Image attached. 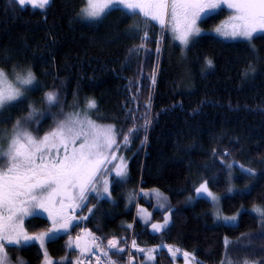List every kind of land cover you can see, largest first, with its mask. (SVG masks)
<instances>
[{
  "label": "trees",
  "instance_id": "1",
  "mask_svg": "<svg viewBox=\"0 0 264 264\" xmlns=\"http://www.w3.org/2000/svg\"><path fill=\"white\" fill-rule=\"evenodd\" d=\"M85 6L86 0H51L39 9L0 0V69L9 76L31 70L36 77L25 98L4 110L9 124L28 114L29 105L49 113L43 98L55 91L63 111L94 99L91 117L122 133L117 144L127 177L115 182L112 176L110 199L90 198L80 214L85 217L88 208L92 213L69 234L46 242L47 254L55 264H72L77 253L68 249L67 240L83 227L101 237L104 248L118 242L124 251L107 257L116 264H126L131 236L135 246L129 255L135 264L144 262L137 251L150 247L160 248L155 264H171L169 247L202 264H221L226 241L239 242L227 248L234 264H264V226L251 211L264 208V34L251 44L203 34L183 49L167 31L158 34L157 25L146 28L140 16L129 18L120 10L98 21L82 19L78 14ZM226 14L221 9L201 25L212 28ZM133 25L140 28L135 36L129 34ZM145 31L149 39L136 51ZM52 122L42 121L33 134L53 128ZM124 136L129 143H123ZM205 181L220 195L222 213L239 212L235 225L218 221L205 198L187 203ZM139 189H157L168 197L170 224L159 233H151L135 213L138 203L149 206L153 220L163 214L145 200L151 198L138 195ZM48 226L39 215L24 221L29 234ZM6 251L25 264L43 260L37 243Z\"/></svg>",
  "mask_w": 264,
  "mask_h": 264
},
{
  "label": "snow or ice",
  "instance_id": "2",
  "mask_svg": "<svg viewBox=\"0 0 264 264\" xmlns=\"http://www.w3.org/2000/svg\"><path fill=\"white\" fill-rule=\"evenodd\" d=\"M15 2L20 6L37 5V0ZM50 3L51 0H38L37 6L39 9H46ZM222 8L231 10L233 14L227 23L212 30L214 36L243 40L251 44L256 33L264 32V0H86V6L78 15L82 19L98 21L106 18L112 10H120L122 15L129 18L140 16L146 28L158 25L162 32L170 34L171 39L178 40L187 47L193 39L204 34L198 22H205L217 15ZM139 31V25H133L129 34L135 36ZM139 38L142 43L136 46V51L144 48L143 42L149 39L148 32L145 31ZM211 63L209 60L208 65L211 66ZM35 83L36 77L31 70L26 75L15 73V81H12L0 69V114L6 107H11L12 102L25 98V92ZM43 99L49 109L59 107L60 115L64 116V119L57 120L53 115L54 127L50 131L43 136L33 134L30 129L35 125L38 133L46 113L29 105L28 114L15 121L11 132L0 134V264H11L6 251L9 247L18 249L39 242V246L44 248L46 242L57 239L62 234H69L70 229L79 227V222L87 219L71 215V212L87 208L90 198L99 201L110 199L111 196L108 179L100 180V176L104 172L112 173V168L105 166L117 159L111 154V150L118 146L117 136L122 133L113 125L99 126L89 118V113L97 109L94 99H88L80 111L68 114L63 112L62 101L57 92L49 91ZM47 114L52 115L50 112ZM123 143H129L128 136L123 137ZM109 154L112 155L111 160ZM119 159L121 163L114 165L115 182H123L127 177L124 158ZM243 171L255 175L252 169ZM195 192L198 197L210 198L212 203L218 199L209 190L206 181ZM158 207L163 209L164 205ZM88 211L92 213L93 209L88 208ZM252 211L264 225V208L255 207ZM43 213H47L51 226L45 232L30 235L24 228V220ZM237 218V215L220 216L217 213V219L225 222H235ZM169 224L170 217L165 216L162 224L152 223L151 228L154 232H160ZM97 239L92 237V247L95 249L100 248V244L96 243ZM232 243L239 242L226 241L225 259L221 264H234L227 258V248ZM67 246L73 247V242L69 240ZM75 247H81L79 236ZM85 251L91 249L85 245L81 248V254ZM123 251L118 247V242L110 241L106 250L102 251V256H96V260L99 262L102 257L107 258L109 252L118 254ZM184 257L195 259L187 252ZM20 264L24 262L20 261ZM47 264L51 262L48 261ZM107 264L115 262L109 258ZM196 264L202 262L196 261ZM242 264L250 262L244 260Z\"/></svg>",
  "mask_w": 264,
  "mask_h": 264
},
{
  "label": "rangeland",
  "instance_id": "3",
  "mask_svg": "<svg viewBox=\"0 0 264 264\" xmlns=\"http://www.w3.org/2000/svg\"><path fill=\"white\" fill-rule=\"evenodd\" d=\"M32 5V4H31ZM37 5H38V0H37ZM37 5H32V6H37ZM222 9H224L226 12H227V14L218 22V24L217 25H215L214 27H212V28H205V27H203L202 25H201V22H198V26L203 30V33L204 34H212V30L214 29V28H216L217 26H220L221 24H224V23H227L228 22V20H229V17L233 14L232 13V11L231 10H227L226 8H222ZM157 27H158V34H159V32H161V35H163V32H165V31H163L162 32V30H161V28L157 25ZM259 34H264V32H258V33H256L254 36H256V35H259ZM213 35V34H212ZM218 37V36H217ZM220 38V37H219ZM221 39H223V38H221ZM194 40V39H193ZM192 40V41H193ZM223 40H226V41H243V40H231V39H223ZM172 41L174 42V43H176V44H178V45H180L183 49H185L186 47H184L183 45H181L180 44V42L178 41V40H173L172 39ZM191 41V42H192ZM190 42V43H191ZM188 47V46H187ZM27 73V72H26ZM26 73H20L21 75H26ZM8 78L10 79V80H12V81H15V74L14 75H12V76H9L8 75ZM86 105V104H85ZM85 105H83L82 107H79V108H76L75 110H71V111H63L65 114H68V113H71V112H75V111H80L81 109H83L84 107H85ZM47 106V105H46ZM48 106H47V111H48ZM60 111H61V109H59L58 111H54L53 112V114L52 115H48L47 114V112H45L46 114H45V116H44V118H43V120L42 121H45V120H49V121H52L53 120V115L56 117V119L57 120H62V119H64V116H61L60 115ZM49 112H50V109H49ZM4 113H5V111L2 113V114H0V134H7V133H9V132H11V130H12V127H13V125L15 124V121L17 120H14L11 124H9V122H10V120H9V117L8 116H4ZM27 115V114H26ZM25 115V116H26ZM89 118L91 119V120H93V121H95V123L97 124V125H99V126H108V125H105V124H101V123H98L95 119H93L92 117H91V115L89 114ZM8 124V125H7ZM52 124H53V122H52ZM41 125V124H40ZM52 129V128H51ZM51 129H49L48 131H50ZM30 130H32V131H35V125H33L32 126V128L30 129ZM48 131H46V132H44L43 134H41V135H39V136H43L44 134H46ZM35 135V134H34ZM118 145V144H117ZM5 147H6V144L4 145ZM78 146V145H77ZM118 147H119V145L118 146H114L113 147V149L111 150V154H114L116 157H117V159H115V160H113L112 161V163L111 164H109V165H106L105 167L106 168H112V173L110 174V173H108V172H104L101 176H100V180H103V179H108V181H109V184L111 183V177L112 176H114V171H115V168H114V165H119L120 163H121V160L119 159L120 157H123L124 158V163H125V155H124V153H121L120 151H119V149H118ZM111 154H109V159L111 160L112 159V155ZM99 186V185H98ZM200 186V185H199ZM198 186V187H199ZM210 190V189H209ZM218 199H217V201L215 202V203H212V202H210L211 204H212V210H213V212L215 213V215H216V218H217V213H219V215L220 216H233V215H237V217H238V213L239 212H236V213H234V214H231V215H226V214H224V213H222V211H221V206H220V195H218L217 193H215V192H213L212 190H210ZM142 195V196H144V197H149V198H151L150 200H147V199H145L146 201H148V203L149 202H153V203H151V205H153V209L154 210H157V211H160V212H163V214H162V219L161 220H156V222L158 223V224H162L163 223V221H164V217L165 216H169L170 217V214H169V212H165V210H166V207H167V205H168V197H166L165 196V194L164 193H162L160 190H157V189H151V190H146V189H143L142 191H140V189L138 190V195ZM191 198V199H190ZM188 200H187V203H192L195 199H197V198H199L197 195H196V192L194 193V195L192 196V197H190ZM202 198H204V197H202ZM205 199H207L208 201H210V198H205ZM161 204H163L164 205V208L163 209H161V208H159L158 207V205H161ZM255 207H257V206H254L253 208H255ZM253 208H251V211L253 210ZM145 210V211H144ZM136 211L138 212V217H139V219L141 220V221H143L144 222V214L145 213H147V212H150V214L152 215V212L149 210V206H147V205H145V204H136ZM147 211V212H146ZM81 210L80 209H77V210H75L74 212H71L70 214L71 215H76V216H81ZM88 214H89V212H88ZM88 214L85 216V217H87L88 216ZM256 214V213H255ZM257 215V214H256ZM39 216H42V217H45V218H47V213H43L42 215H39ZM27 219V218H26ZM25 219V220H26ZM24 220V221H25ZM218 221H220V222H222V223H225V224H228V225H235L236 223H237V221H238V218H237V221H235V222H225L223 219H218ZM147 222V221H146ZM24 223V222H23ZM79 223H81V221L79 222ZM51 226V221L49 220V226H48V228ZM264 226V225H263ZM47 228V229H48ZM46 229V230H47ZM46 230H44V231H41V232H38V233H34V234H30V235H35V234H39V233H42V232H45ZM72 229H70L69 230V233H70V231H71ZM89 233L91 234V235H89ZM77 236H79L80 237V245H81V247L80 248H76L75 247V242H76V238H77ZM94 236V234L89 230V229H86V228H83V227H81V228H78L75 232H73L72 234H70L69 235V237H68V240H67V245H68V241L69 240H71L72 242H73V247H68V249H70V250H75L76 251V253H77V256H82V254H81V248H84V246L85 245H87L88 246V248L90 249L91 247H92V237ZM38 245H39V242H36ZM42 249V251H43V260H42V262H41V264H47V262L48 261H50L51 262V264H55V261L47 254V252H46V249H45V247L44 248H41ZM159 251V250H158ZM158 251H156V255H157V253H158ZM87 251H85L84 253H83V255L86 253ZM146 253V254H145ZM153 252L151 253L150 251H140V249L137 251V253H136V255H138V256H140V255H143L144 257L143 258H140V261H143L144 259H145V257H148V262L149 261H151L152 259H149V257H153ZM7 255H8V253H7ZM77 256H75V257H77ZM8 257H9V255H8ZM9 259H10V262H11V264H20V261H23L24 262V260L23 259H21V258H18V259H16V260H12L10 257H9ZM147 261H144V262H142L143 264H146V263H148ZM24 264H25V262H24ZM129 264H135V262H133V260H130V263ZM136 264H140V263H136ZM187 264V263H186Z\"/></svg>",
  "mask_w": 264,
  "mask_h": 264
},
{
  "label": "crops",
  "instance_id": "4",
  "mask_svg": "<svg viewBox=\"0 0 264 264\" xmlns=\"http://www.w3.org/2000/svg\"><path fill=\"white\" fill-rule=\"evenodd\" d=\"M143 216H144V218H143L144 222L140 220L142 222V224L143 225H147V227H148V229H149V231L151 233H153V234L159 233V232H154L152 230V228H151V224L152 223H157L156 220H153V214L151 215L150 212H147ZM168 249H169V254H170L171 258H172L171 264H186V263L187 264H196V259L192 260V259H186L184 257V253L185 252H182V251H180V250H178L176 248H171V247H169ZM146 250L150 251L151 253L153 252V254H152L153 257H152V260L149 261V262L147 261L148 257H145L144 261L148 262L146 264H155L156 263V251L160 250V248L159 247H150V248H147ZM152 250H154V251H152ZM190 256L194 257L192 254H190Z\"/></svg>",
  "mask_w": 264,
  "mask_h": 264
},
{
  "label": "built area",
  "instance_id": "5",
  "mask_svg": "<svg viewBox=\"0 0 264 264\" xmlns=\"http://www.w3.org/2000/svg\"><path fill=\"white\" fill-rule=\"evenodd\" d=\"M96 256H102L101 253L92 251L84 260L86 264H107V261L104 259V257L101 258L99 262L96 260Z\"/></svg>",
  "mask_w": 264,
  "mask_h": 264
},
{
  "label": "bare ground",
  "instance_id": "6",
  "mask_svg": "<svg viewBox=\"0 0 264 264\" xmlns=\"http://www.w3.org/2000/svg\"><path fill=\"white\" fill-rule=\"evenodd\" d=\"M135 213L138 215V212L136 211V209H135ZM131 236V235H130ZM130 239H131V241H129V243H132L133 242V238H132V236L131 237H129Z\"/></svg>",
  "mask_w": 264,
  "mask_h": 264
}]
</instances>
